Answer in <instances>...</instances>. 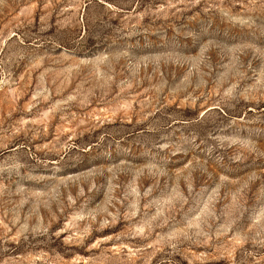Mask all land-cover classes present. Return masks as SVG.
Listing matches in <instances>:
<instances>
[{
  "label": "rangeland",
  "instance_id": "rangeland-1",
  "mask_svg": "<svg viewBox=\"0 0 264 264\" xmlns=\"http://www.w3.org/2000/svg\"><path fill=\"white\" fill-rule=\"evenodd\" d=\"M0 264H264V0H0Z\"/></svg>",
  "mask_w": 264,
  "mask_h": 264
}]
</instances>
